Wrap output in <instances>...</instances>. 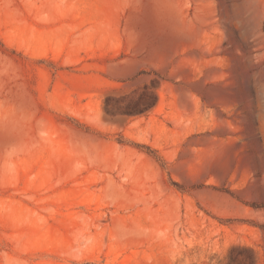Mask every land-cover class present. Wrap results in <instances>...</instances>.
Masks as SVG:
<instances>
[{"label":"rangeland","instance_id":"rangeland-1","mask_svg":"<svg viewBox=\"0 0 264 264\" xmlns=\"http://www.w3.org/2000/svg\"><path fill=\"white\" fill-rule=\"evenodd\" d=\"M0 264H264V0H0Z\"/></svg>","mask_w":264,"mask_h":264},{"label":"trees","instance_id":"trees-1","mask_svg":"<svg viewBox=\"0 0 264 264\" xmlns=\"http://www.w3.org/2000/svg\"><path fill=\"white\" fill-rule=\"evenodd\" d=\"M153 104L154 102L149 103V101H146L145 103L134 105L133 107H126V109L122 107H117L116 109H113L112 107H110L108 99H107L105 108H106V111L111 114L119 113L123 115L132 116V115H137V114L146 112L153 106Z\"/></svg>","mask_w":264,"mask_h":264}]
</instances>
